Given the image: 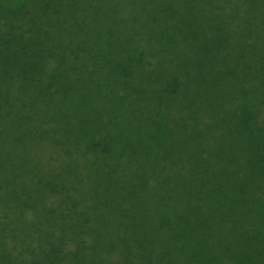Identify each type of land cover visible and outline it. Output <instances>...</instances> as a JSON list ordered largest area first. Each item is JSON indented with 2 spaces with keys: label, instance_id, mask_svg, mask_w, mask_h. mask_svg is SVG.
<instances>
[{
  "label": "trees",
  "instance_id": "trees-1",
  "mask_svg": "<svg viewBox=\"0 0 264 264\" xmlns=\"http://www.w3.org/2000/svg\"><path fill=\"white\" fill-rule=\"evenodd\" d=\"M255 58L264 0H0V264H264Z\"/></svg>",
  "mask_w": 264,
  "mask_h": 264
},
{
  "label": "rangeland",
  "instance_id": "rangeland-1",
  "mask_svg": "<svg viewBox=\"0 0 264 264\" xmlns=\"http://www.w3.org/2000/svg\"><path fill=\"white\" fill-rule=\"evenodd\" d=\"M261 63L262 62L261 61L259 62L257 60V58H255V60L251 63L252 68L250 67L249 73H252L251 77H253V78H252V80L249 78L250 83L252 81H255L257 83L259 76L264 78V65H262ZM255 82H252L251 84H253ZM251 84L249 85V87H256V84L254 86H251ZM262 91H263L262 87L258 88V90H255L254 92L251 91V89H250V91H246V92L250 93L249 94L250 99L252 101L254 111H255L254 115H255L256 119H258L259 121H262L264 119V92H262Z\"/></svg>",
  "mask_w": 264,
  "mask_h": 264
}]
</instances>
